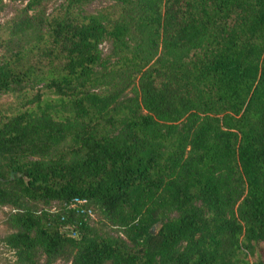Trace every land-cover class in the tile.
I'll list each match as a JSON object with an SVG mask.
<instances>
[{
	"label": "trees",
	"instance_id": "trees-1",
	"mask_svg": "<svg viewBox=\"0 0 264 264\" xmlns=\"http://www.w3.org/2000/svg\"><path fill=\"white\" fill-rule=\"evenodd\" d=\"M93 1L0 22L14 264H264V0Z\"/></svg>",
	"mask_w": 264,
	"mask_h": 264
},
{
	"label": "rangeland",
	"instance_id": "rangeland-1",
	"mask_svg": "<svg viewBox=\"0 0 264 264\" xmlns=\"http://www.w3.org/2000/svg\"><path fill=\"white\" fill-rule=\"evenodd\" d=\"M25 2L26 0H5V6L0 11V22H3L5 19L10 17L12 13L14 12V10L18 6H21L22 4H24ZM105 3L106 1L104 0H95L89 5V8L94 9ZM101 47H102L103 52H108L109 47H110L109 42L104 41L101 44ZM127 92L129 95H139L138 85L136 81L130 88H128ZM7 210H8V207H2L0 209V259L2 262L6 264H14L15 254L13 250L7 247L1 240V237L4 235L6 231L5 224L2 222V219L4 217V212ZM93 214L94 216L92 217L91 222L97 219L96 211L94 210V208H93ZM54 264H65V263L61 260H58Z\"/></svg>",
	"mask_w": 264,
	"mask_h": 264
},
{
	"label": "built area",
	"instance_id": "built-area-1",
	"mask_svg": "<svg viewBox=\"0 0 264 264\" xmlns=\"http://www.w3.org/2000/svg\"><path fill=\"white\" fill-rule=\"evenodd\" d=\"M63 206L66 207V209L71 210L75 213H79L83 215L84 220L91 221L93 214V206L90 205L89 201L85 197H79L74 196L68 200H65L62 202ZM56 207V201H53L51 203V210H53ZM75 223L72 224L71 227L66 228L65 230L72 236L78 235V229L75 228Z\"/></svg>",
	"mask_w": 264,
	"mask_h": 264
},
{
	"label": "water",
	"instance_id": "water-1",
	"mask_svg": "<svg viewBox=\"0 0 264 264\" xmlns=\"http://www.w3.org/2000/svg\"><path fill=\"white\" fill-rule=\"evenodd\" d=\"M154 226L151 228V230H153ZM154 231V230H153Z\"/></svg>",
	"mask_w": 264,
	"mask_h": 264
}]
</instances>
